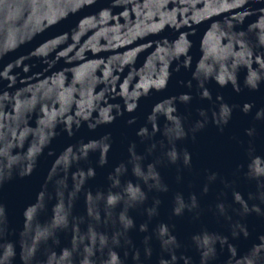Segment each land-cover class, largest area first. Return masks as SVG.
Instances as JSON below:
<instances>
[{"label":"water","instance_id":"1","mask_svg":"<svg viewBox=\"0 0 264 264\" xmlns=\"http://www.w3.org/2000/svg\"><path fill=\"white\" fill-rule=\"evenodd\" d=\"M0 264H264V0H0Z\"/></svg>","mask_w":264,"mask_h":264}]
</instances>
